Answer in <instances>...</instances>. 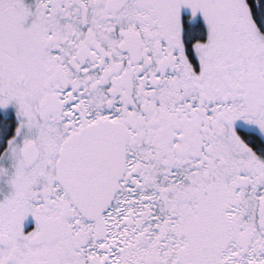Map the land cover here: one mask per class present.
Masks as SVG:
<instances>
[{"label": "snow or ice", "instance_id": "obj_1", "mask_svg": "<svg viewBox=\"0 0 264 264\" xmlns=\"http://www.w3.org/2000/svg\"><path fill=\"white\" fill-rule=\"evenodd\" d=\"M0 264H264V0H0Z\"/></svg>", "mask_w": 264, "mask_h": 264}]
</instances>
